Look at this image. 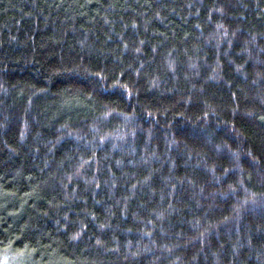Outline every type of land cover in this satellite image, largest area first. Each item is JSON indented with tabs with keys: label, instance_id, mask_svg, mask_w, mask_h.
Returning <instances> with one entry per match:
<instances>
[{
	"label": "trees",
	"instance_id": "16d2710c",
	"mask_svg": "<svg viewBox=\"0 0 264 264\" xmlns=\"http://www.w3.org/2000/svg\"><path fill=\"white\" fill-rule=\"evenodd\" d=\"M264 264V0H0V261Z\"/></svg>",
	"mask_w": 264,
	"mask_h": 264
},
{
	"label": "rangeland",
	"instance_id": "374dc122",
	"mask_svg": "<svg viewBox=\"0 0 264 264\" xmlns=\"http://www.w3.org/2000/svg\"><path fill=\"white\" fill-rule=\"evenodd\" d=\"M0 264H8V262L4 260V261H0Z\"/></svg>",
	"mask_w": 264,
	"mask_h": 264
}]
</instances>
